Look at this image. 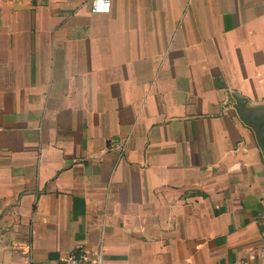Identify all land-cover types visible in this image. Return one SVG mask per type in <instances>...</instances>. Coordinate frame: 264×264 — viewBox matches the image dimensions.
Listing matches in <instances>:
<instances>
[{"label":"crops","instance_id":"crops-1","mask_svg":"<svg viewBox=\"0 0 264 264\" xmlns=\"http://www.w3.org/2000/svg\"><path fill=\"white\" fill-rule=\"evenodd\" d=\"M0 0V264H264V0Z\"/></svg>","mask_w":264,"mask_h":264},{"label":"built area","instance_id":"built-area-1","mask_svg":"<svg viewBox=\"0 0 264 264\" xmlns=\"http://www.w3.org/2000/svg\"><path fill=\"white\" fill-rule=\"evenodd\" d=\"M110 0H90L89 10L92 13H107ZM260 242L253 251L256 259L264 262V216L259 221ZM64 264H102V247L99 246L95 253L85 248L72 249L63 259Z\"/></svg>","mask_w":264,"mask_h":264},{"label":"water","instance_id":"water-1","mask_svg":"<svg viewBox=\"0 0 264 264\" xmlns=\"http://www.w3.org/2000/svg\"><path fill=\"white\" fill-rule=\"evenodd\" d=\"M238 100H239L238 105L245 114V117L249 121V124L253 126L251 119L260 120V121L262 120V125L264 126V104L256 105V106H248L241 97H238ZM256 139H257V144L260 147L264 162V129L262 130L260 135L256 136ZM4 232H5L4 229L0 227V237Z\"/></svg>","mask_w":264,"mask_h":264},{"label":"flooded vegetation","instance_id":"flooded-vegetation-1","mask_svg":"<svg viewBox=\"0 0 264 264\" xmlns=\"http://www.w3.org/2000/svg\"><path fill=\"white\" fill-rule=\"evenodd\" d=\"M252 120L253 123V127L256 131V135H260V133L262 132V130L264 129V126L262 125V120Z\"/></svg>","mask_w":264,"mask_h":264}]
</instances>
